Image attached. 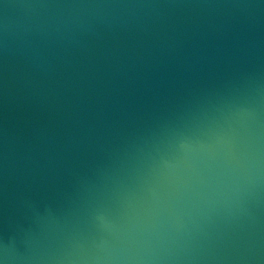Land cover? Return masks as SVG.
Returning a JSON list of instances; mask_svg holds the SVG:
<instances>
[{"label":"water","instance_id":"95a60500","mask_svg":"<svg viewBox=\"0 0 264 264\" xmlns=\"http://www.w3.org/2000/svg\"><path fill=\"white\" fill-rule=\"evenodd\" d=\"M0 261L264 264V0H0Z\"/></svg>","mask_w":264,"mask_h":264},{"label":"clouds","instance_id":"9594fccd","mask_svg":"<svg viewBox=\"0 0 264 264\" xmlns=\"http://www.w3.org/2000/svg\"><path fill=\"white\" fill-rule=\"evenodd\" d=\"M243 171L245 173V179L249 187L253 186L259 178V158L255 151H250L242 164ZM0 264H3L0 261Z\"/></svg>","mask_w":264,"mask_h":264}]
</instances>
